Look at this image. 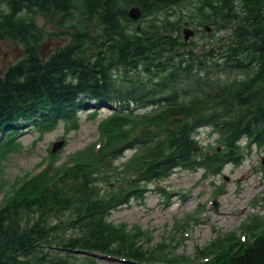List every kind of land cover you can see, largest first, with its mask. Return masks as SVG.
<instances>
[{
    "label": "trees",
    "instance_id": "16d2710c",
    "mask_svg": "<svg viewBox=\"0 0 264 264\" xmlns=\"http://www.w3.org/2000/svg\"><path fill=\"white\" fill-rule=\"evenodd\" d=\"M187 1L1 0L0 4L7 3L11 13L4 15L0 9V39L4 34L20 38L29 55L11 66L0 79V146L6 138H14L13 133L20 128L17 120L37 123L43 116L52 121L68 119L88 98L123 105L122 112L131 103L161 106L160 111L154 109L148 114L153 120L144 124L147 136L141 139L144 146L164 135L162 140L150 145V150L155 151L154 157H149L151 175H166L177 166L209 165L210 158L204 157L200 143L192 137L201 124H215L228 136L230 159L237 160L236 154L240 156L236 140L242 134L263 140L264 0H189L188 12L198 21H209L218 28L231 23L228 36L209 44L197 45L173 38L170 49L165 50L164 36L156 31L155 27L159 26H152V21L143 30L131 28L130 32L121 24L127 19L126 9L121 7L123 3L127 6L139 2L152 10L155 4L180 8ZM26 7L60 12L72 21L69 27L74 41L58 48L49 58L41 56L38 51L41 33L35 22L32 20L28 27L29 22L17 16ZM93 20L100 31V51L115 55L108 65L92 58L91 45L89 55L86 43ZM95 37L91 30V43ZM210 62L217 68L224 67L231 75L244 69H248L247 74L256 70L261 74L255 73L245 82L233 81L221 93H213L222 87L221 82L215 81L222 73ZM120 66L125 67V79L116 83L112 70ZM206 108L210 109L209 114ZM133 111L134 108L130 113ZM130 113L113 121L120 127L117 136H125L128 130L123 127L135 122L136 116ZM152 125L162 127V131L152 134ZM74 174L67 182L74 183L57 192L59 197L46 196L52 187L42 175L43 181L33 182L32 187L13 199L15 203L0 208V264H20L18 257L35 255L47 245L66 250L115 251L119 234L116 235L114 226L106 219L112 206L104 199H93L94 187L88 180L79 185L80 177L90 179L88 169L76 167ZM75 196H78L76 201ZM37 208L38 221L44 222L59 208H72L77 218L70 222L77 233L59 239L57 225H29L31 212L36 213ZM54 208L57 210L51 211ZM42 209L50 212L44 213ZM24 210L29 211L23 214ZM8 213L19 216L8 219L5 215ZM241 244L226 264H264V235L247 245Z\"/></svg>",
    "mask_w": 264,
    "mask_h": 264
},
{
    "label": "rangeland",
    "instance_id": "374dc122",
    "mask_svg": "<svg viewBox=\"0 0 264 264\" xmlns=\"http://www.w3.org/2000/svg\"><path fill=\"white\" fill-rule=\"evenodd\" d=\"M38 21L46 30L41 51L48 54L61 44L60 39L53 35L59 27V22L46 14L40 15ZM90 26L97 31L95 26ZM209 33L216 39L226 35L224 27L210 29ZM194 40H206L205 34L200 32ZM24 53L23 47L14 39L0 41V75L22 58ZM87 113L88 111L81 112V126L78 130H71V126L67 127L61 123L43 137L38 136L36 132L26 134L20 138L14 149L0 157V199L10 195L18 184L40 170L46 161L51 162L48 171L55 178V173L67 163L79 160L93 171L101 172L97 187L105 196H111L115 192L119 194L120 191L124 196L136 186L144 188L140 199L131 197L128 203L118 205L112 211L110 220L131 230L138 228L137 230L145 232L140 243L144 249L153 252V259L148 257L142 261L132 259L113 262L97 255L76 253L67 261V254H58V258L62 257L65 264H174L166 261V257L169 258L172 254L179 260L182 254L186 256L185 259H191L184 264H206L205 258L199 259L197 255L199 248L215 240L218 235L230 237L232 235L229 234L233 231L243 238L242 233L245 232L240 231L241 220L253 210L263 208L259 202L264 198V143L244 145L246 153L242 164H227L218 174H212L203 168H178L166 179L142 182L133 175V166L126 163L134 155L132 149L126 150L113 164L103 161L106 165H96L95 148L99 144L92 142L98 140L99 121L108 111L93 116ZM62 138L65 140V146L59 150L56 157H50L48 153L53 143ZM199 138L209 150H216L218 134L212 129L203 127ZM115 166L118 169L112 168ZM95 175L98 176L96 172ZM218 188L221 191L218 196L219 208L215 209L213 202L215 190ZM196 212L199 219L193 217ZM178 227L180 230L177 236ZM184 227H188L184 233L187 239L181 242L180 235ZM142 231L140 234H143ZM130 238L134 240L133 237Z\"/></svg>",
    "mask_w": 264,
    "mask_h": 264
},
{
    "label": "water",
    "instance_id": "95a60500",
    "mask_svg": "<svg viewBox=\"0 0 264 264\" xmlns=\"http://www.w3.org/2000/svg\"><path fill=\"white\" fill-rule=\"evenodd\" d=\"M139 14H140V10H139L138 8H133V9H132V15H133L134 17H138Z\"/></svg>",
    "mask_w": 264,
    "mask_h": 264
}]
</instances>
